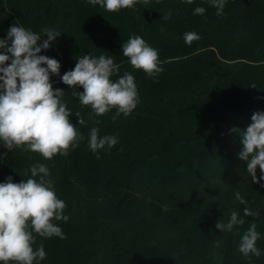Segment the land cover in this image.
<instances>
[{"label": "trees", "instance_id": "trees-1", "mask_svg": "<svg viewBox=\"0 0 264 264\" xmlns=\"http://www.w3.org/2000/svg\"><path fill=\"white\" fill-rule=\"evenodd\" d=\"M198 6L204 15L194 14ZM13 24L61 33L40 53L60 62V76L84 54L111 55L119 76H134L139 95L132 115L113 108L96 116L53 75V88L65 91L64 102L85 121L69 116L83 137L78 146L49 160L25 146L0 145V182L11 176L18 183L43 163L66 204L68 221L53 220L65 238L33 233V248L47 253L41 264H264V181L253 183L229 131L264 110V0H227L221 15L208 0H138L118 12L87 0H0V38ZM186 32L200 39L189 45ZM136 35L158 50L159 74L135 69L123 56L121 44ZM92 127L117 136V145L94 154ZM245 206L257 214L231 232L216 229L232 211L243 216ZM252 223L261 233L259 258L238 250Z\"/></svg>", "mask_w": 264, "mask_h": 264}, {"label": "clouds", "instance_id": "clouds-1", "mask_svg": "<svg viewBox=\"0 0 264 264\" xmlns=\"http://www.w3.org/2000/svg\"><path fill=\"white\" fill-rule=\"evenodd\" d=\"M137 2L87 0V3L99 5L109 12L132 9ZM185 2L191 4L194 0ZM208 3L217 9V15H221L227 0H208ZM205 13L203 6L194 9V14ZM60 35L53 28L36 33L13 24L0 38V145L8 150L25 146L50 160L57 153L67 155L69 148L77 147L79 140L83 139L76 125L69 120L74 113L63 100L65 91L53 88L51 76H60V62L40 54L42 50H48ZM42 36L46 39L41 40ZM199 39L196 32L184 34L185 43L189 45ZM121 52L135 69H141L149 76L163 71L158 50L141 36H130L121 44ZM119 71L120 63L113 56L89 53L77 58L74 68L65 71L60 80L76 89L73 95L82 105L90 106L96 116L113 108L117 115L127 116L137 107L139 95L134 76L129 72L119 76ZM113 76L117 79H112ZM81 87L83 90L78 91ZM74 115L78 118L77 124L85 123L79 113ZM250 119L246 128L233 127L229 131L239 138L238 158L247 162L246 172L253 183H258L264 181V110L254 112ZM99 132L98 127L89 131L88 147L94 154L118 143L117 136L100 135ZM257 166L261 170L259 179ZM29 171L30 176L18 183H14L11 176L0 182V264H41L47 253L43 245L33 248V233L44 238H65L61 227L53 220L67 222L69 217L63 211L65 202L55 193L49 168L39 163L33 164ZM235 198L241 205H247L239 192L235 193ZM256 214L245 206L243 216L232 211L227 223L218 221L215 227L220 232H231L234 226L245 223L244 217ZM260 236L255 223L245 230L238 244V250L245 258L262 255L256 245Z\"/></svg>", "mask_w": 264, "mask_h": 264}, {"label": "rangeland", "instance_id": "rangeland-1", "mask_svg": "<svg viewBox=\"0 0 264 264\" xmlns=\"http://www.w3.org/2000/svg\"><path fill=\"white\" fill-rule=\"evenodd\" d=\"M252 62H254V63H262L263 61H261V60H259V59H256V58H253ZM132 114H133V112H132L131 114H129V115H132ZM156 155H159V154L156 153ZM166 156H167V155H166ZM166 156H163V158L166 157ZM159 157H161V159H162L161 154L159 155ZM154 158H158V157H154Z\"/></svg>", "mask_w": 264, "mask_h": 264}]
</instances>
